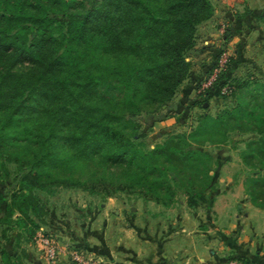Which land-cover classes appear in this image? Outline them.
Returning a JSON list of instances; mask_svg holds the SVG:
<instances>
[{"label": "trees", "instance_id": "1", "mask_svg": "<svg viewBox=\"0 0 264 264\" xmlns=\"http://www.w3.org/2000/svg\"><path fill=\"white\" fill-rule=\"evenodd\" d=\"M210 11L208 0H0V159L27 168L20 189H123L164 204L178 188L189 206L206 203L210 156L187 143L199 145L193 135L216 118L144 149L135 117L174 94L195 25ZM230 63L227 56L209 89L234 87ZM189 163L198 185L184 181ZM25 196H11L6 209L21 215Z\"/></svg>", "mask_w": 264, "mask_h": 264}, {"label": "rangeland", "instance_id": "2", "mask_svg": "<svg viewBox=\"0 0 264 264\" xmlns=\"http://www.w3.org/2000/svg\"><path fill=\"white\" fill-rule=\"evenodd\" d=\"M208 2L210 14L195 25L192 45L184 53L189 63L186 77L167 102L154 112L135 117L140 124L139 140L144 149L168 141L176 133L189 134L201 124L204 115L216 118L215 125L202 124L193 135L199 145L187 143L210 156L208 186L202 192L206 203L189 206L186 196L189 192L178 188L164 204L123 189L104 196L69 184L23 191L19 178L27 168L3 158L0 159V249L6 251L8 259L0 255V264L5 261L31 264L35 260L54 264L61 258L69 264H106L101 253L116 256L117 230L142 226L148 220L142 215L133 218L132 212L163 213L173 226L183 222L186 229L196 232L200 227L210 226L215 219L214 213H210L212 200L223 198L224 203L226 198L228 204L232 201L224 197L227 193L233 198L246 196L250 203L264 209V123L257 121L264 122V12L256 16L250 27L243 20L237 27L227 26L223 22L228 17L219 20L220 1ZM53 6L56 11L60 8ZM240 9L235 8L227 16L238 15ZM223 34L237 35L231 43H224ZM219 51L231 56L226 76L233 82V88L224 85L209 89L210 86L203 85ZM215 68L210 74L217 72ZM204 136H210L214 143L203 141ZM185 148L189 149L186 145ZM189 164L183 174L184 181L189 182L191 176V181L198 185L200 172L194 163ZM20 192L26 193L22 202L17 203L24 210L21 215L6 209L11 196ZM192 193L191 196H196ZM236 204L233 209L240 210L241 204ZM46 238L55 248L51 256L43 252ZM75 252L80 254L81 261L72 258Z\"/></svg>", "mask_w": 264, "mask_h": 264}, {"label": "crops", "instance_id": "3", "mask_svg": "<svg viewBox=\"0 0 264 264\" xmlns=\"http://www.w3.org/2000/svg\"><path fill=\"white\" fill-rule=\"evenodd\" d=\"M219 1L218 11L222 13L219 20L228 17L229 20L223 22L227 26L237 27L243 22L250 27L254 25L256 16L264 12V0ZM235 8H241L238 15L227 16L228 13L235 12ZM237 34H230L231 38L224 34L221 37L224 43H231ZM226 196L232 200L229 204L225 201L226 198L224 203L223 198L212 200L210 213H214L215 219L211 220L210 226L200 227L196 232L186 229L183 222L173 226L163 213L132 212L133 218L142 215L148 220L142 226L138 224L139 226L119 228L116 256H111L108 252L106 255L101 253L103 261L106 264H226L230 258H244L249 264H264V209L250 203L246 196L238 195L233 198L230 193L224 197ZM236 203L241 204L240 210L233 209ZM161 219L164 220L162 223ZM31 264L47 262L35 260ZM54 264L69 263L61 258Z\"/></svg>", "mask_w": 264, "mask_h": 264}, {"label": "built area", "instance_id": "4", "mask_svg": "<svg viewBox=\"0 0 264 264\" xmlns=\"http://www.w3.org/2000/svg\"><path fill=\"white\" fill-rule=\"evenodd\" d=\"M227 59V56L225 55V53L221 52L219 59H218V63L217 67L215 68L216 71L212 72V74H210L208 76V78L206 79V81L204 82V86L208 87L211 85V83L213 82V80L215 79V77L217 76L219 70L222 68L223 63H225ZM44 243L42 244V247H44V253L46 254V256H51L53 255V253L55 252V248L53 249L52 246L54 247V245H51V243L49 242V240L46 238L43 240ZM72 258L77 260V261H81L82 258L80 256V254L78 253H73L72 254ZM226 264H246L245 262L241 261V260H237V259H229Z\"/></svg>", "mask_w": 264, "mask_h": 264}]
</instances>
